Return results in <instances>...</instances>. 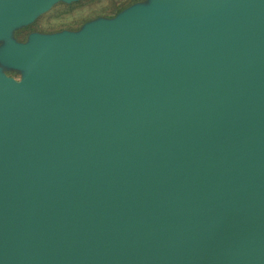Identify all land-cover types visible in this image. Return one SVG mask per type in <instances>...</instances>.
Listing matches in <instances>:
<instances>
[{"label":"water","instance_id":"obj_1","mask_svg":"<svg viewBox=\"0 0 264 264\" xmlns=\"http://www.w3.org/2000/svg\"><path fill=\"white\" fill-rule=\"evenodd\" d=\"M0 0V264H264V0H149L76 33Z\"/></svg>","mask_w":264,"mask_h":264},{"label":"rangeland","instance_id":"obj_2","mask_svg":"<svg viewBox=\"0 0 264 264\" xmlns=\"http://www.w3.org/2000/svg\"><path fill=\"white\" fill-rule=\"evenodd\" d=\"M149 0H72L68 3L58 1L35 16L28 24H22L9 32V39L23 44L31 34L50 35L63 31L76 33L90 22L111 20L134 5H146ZM4 42L0 41V49ZM0 72L14 82L23 76L20 70L8 68L0 63Z\"/></svg>","mask_w":264,"mask_h":264}]
</instances>
